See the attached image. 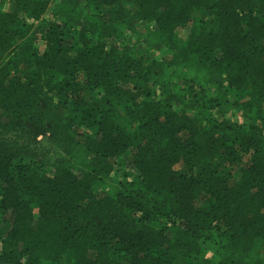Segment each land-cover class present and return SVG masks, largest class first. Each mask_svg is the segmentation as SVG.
<instances>
[{
	"label": "trees",
	"instance_id": "1",
	"mask_svg": "<svg viewBox=\"0 0 264 264\" xmlns=\"http://www.w3.org/2000/svg\"><path fill=\"white\" fill-rule=\"evenodd\" d=\"M261 253L264 0H0V264Z\"/></svg>",
	"mask_w": 264,
	"mask_h": 264
},
{
	"label": "rangeland",
	"instance_id": "2",
	"mask_svg": "<svg viewBox=\"0 0 264 264\" xmlns=\"http://www.w3.org/2000/svg\"><path fill=\"white\" fill-rule=\"evenodd\" d=\"M50 17H51V14H49V15L46 16V18H50ZM128 43L130 44V42H128ZM160 53H161L160 56L163 57L164 50H161ZM164 57L165 58L168 57L166 55V53H165ZM38 141H39V144L38 145H39L40 149H42L44 151V153L46 154V156L48 157V159L50 161L53 160L54 158H56L58 156V154H57L58 152L56 151V149L53 146H51L50 144H48L43 137H40L38 139ZM260 257H264V253H261L260 254Z\"/></svg>",
	"mask_w": 264,
	"mask_h": 264
}]
</instances>
